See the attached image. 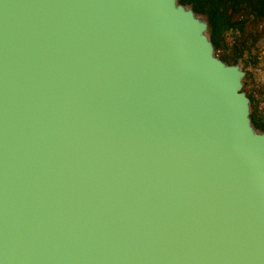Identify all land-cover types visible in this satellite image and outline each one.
Returning <instances> with one entry per match:
<instances>
[{
    "label": "water",
    "instance_id": "1",
    "mask_svg": "<svg viewBox=\"0 0 264 264\" xmlns=\"http://www.w3.org/2000/svg\"><path fill=\"white\" fill-rule=\"evenodd\" d=\"M178 0H0V264H264L245 73Z\"/></svg>",
    "mask_w": 264,
    "mask_h": 264
},
{
    "label": "rangeland",
    "instance_id": "2",
    "mask_svg": "<svg viewBox=\"0 0 264 264\" xmlns=\"http://www.w3.org/2000/svg\"><path fill=\"white\" fill-rule=\"evenodd\" d=\"M231 22L234 27L216 39L215 55L241 68L245 73L243 91L252 100L251 113L264 115V18L237 14Z\"/></svg>",
    "mask_w": 264,
    "mask_h": 264
},
{
    "label": "trees",
    "instance_id": "3",
    "mask_svg": "<svg viewBox=\"0 0 264 264\" xmlns=\"http://www.w3.org/2000/svg\"><path fill=\"white\" fill-rule=\"evenodd\" d=\"M178 2L205 16L214 48L217 47L216 39L230 27H234L231 21L237 14L253 15L257 19L264 18V0H178ZM250 117L255 129L264 132V115L252 112Z\"/></svg>",
    "mask_w": 264,
    "mask_h": 264
}]
</instances>
